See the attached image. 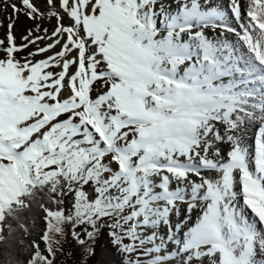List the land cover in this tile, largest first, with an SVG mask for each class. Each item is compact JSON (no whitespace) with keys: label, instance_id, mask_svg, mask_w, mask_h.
<instances>
[{"label":"snow or ice","instance_id":"obj_1","mask_svg":"<svg viewBox=\"0 0 264 264\" xmlns=\"http://www.w3.org/2000/svg\"><path fill=\"white\" fill-rule=\"evenodd\" d=\"M22 3L33 18L37 9ZM60 7L72 21L52 33L67 34L60 52L21 63L11 23L0 49V244L15 240L10 219L27 234L23 213L39 202L50 255L64 222L92 225L91 239L97 221L110 217L120 252L156 253L146 264H164L169 244L180 264H264V0H249L246 21L240 0H229L238 28L213 0H60ZM218 29L237 42L210 39ZM97 83L104 90L93 97ZM249 124L259 125L251 156L240 135ZM68 194V215L41 202L62 205ZM180 204L187 214L173 222ZM32 247L26 264H52Z\"/></svg>","mask_w":264,"mask_h":264},{"label":"rangeland","instance_id":"obj_2","mask_svg":"<svg viewBox=\"0 0 264 264\" xmlns=\"http://www.w3.org/2000/svg\"><path fill=\"white\" fill-rule=\"evenodd\" d=\"M30 3H32L33 6L37 9V11L33 13V18H29L28 12H30L31 10L23 5L22 0H0V40L4 41L3 45H0V49L8 46L7 34L9 29L7 24L9 25L11 23L13 25L11 31L16 38V42L14 39L15 45L21 48V50L14 53V55L15 58L19 60L21 63H23L25 59L30 60L32 62L40 61L46 59L47 57L53 56L55 53L60 52L63 47V44L67 41V34H64L63 36L60 37H53L52 33L58 26V23L62 24L63 26H69L72 23V21L69 19L67 14L60 7V0H53L52 5L48 3V0H30ZM12 5H15L19 11L14 12ZM53 12L58 13L61 17H63V19L58 22L57 16L53 15L52 14ZM29 32H31V36H29ZM26 36L28 37V39L34 40L35 43L29 44L28 40L24 39V37ZM38 36L42 37V39L36 40V37ZM57 39H60V43H55ZM49 43L55 44V46L51 48L49 51L40 53L39 55H34V56L29 55V53H34L39 48L46 47ZM25 44H28V46L26 48L22 47ZM91 51L92 49L89 50V54ZM75 56H76V51L74 50L66 58L71 59ZM4 57H5V53L2 50H0V58H4ZM74 69H75V65L70 67L71 71H73ZM60 70H61L60 67H50L48 69H45V71H51L53 73H58ZM103 90L104 89L100 88L99 83H97L93 91V97H95L99 91H103ZM64 96H66L65 93H63L61 98H63ZM254 126H256V124H254ZM219 147H221V149L227 148L226 144L224 143L221 144V146ZM251 148L253 149L254 152V146H251ZM251 148L249 147V149ZM112 167L115 168V165H112ZM181 209L182 208H180V210ZM112 223H113L112 218L105 217L97 221L96 228L100 224H107L109 226ZM76 225L77 224H75L74 220L64 222L61 225L63 228V235L52 234L51 246L55 255L49 254V256H46L48 259L52 261V264H82L83 263L86 256L85 250L90 249V244L93 238L90 239L87 236V234H85V237L82 239L85 241V243L81 245L78 242V239L73 235V233L75 232L74 228ZM128 226L129 225H125L124 227L127 228ZM113 231H115V229L111 228V232ZM79 239L81 238L79 237ZM124 243L127 244L130 243V241L125 239ZM144 247H150V245L146 244ZM142 251L143 249H140L138 250L137 253L126 254V259L135 260L138 257L139 260L141 261V264H146L151 254L143 255L141 254ZM162 254L168 255L167 252H162Z\"/></svg>","mask_w":264,"mask_h":264},{"label":"trees","instance_id":"obj_3","mask_svg":"<svg viewBox=\"0 0 264 264\" xmlns=\"http://www.w3.org/2000/svg\"><path fill=\"white\" fill-rule=\"evenodd\" d=\"M84 191L89 193V199H94V193L91 185L84 187ZM73 195L68 194L64 197V203L62 205L53 204L46 197L41 201L45 206L51 210L63 209L65 214H71L73 212L72 203ZM45 213L39 207V202L34 203L31 210H26L23 213V223L27 228V234H25L24 229L17 226V222L14 220H9L8 222L16 228V232L13 234L15 240L9 239L6 244H0V264H26L27 260L33 255L37 250L32 247V242L38 245V250L44 256H49L48 247L41 237L44 235L46 230V221L44 219ZM98 232L93 238L90 249L85 256L82 264H124L126 259V253H122L119 249L112 243L113 236L110 235L111 228L107 224H100L98 227ZM93 227L90 224H77L74 231L79 235L81 239L85 237L87 232L92 231ZM5 234H7V229H5ZM23 243H20V242ZM11 245V246H9ZM10 254V255H9Z\"/></svg>","mask_w":264,"mask_h":264},{"label":"bare ground","instance_id":"obj_4","mask_svg":"<svg viewBox=\"0 0 264 264\" xmlns=\"http://www.w3.org/2000/svg\"><path fill=\"white\" fill-rule=\"evenodd\" d=\"M213 3L220 10H222L224 12V20H226V21L230 20V21H228L229 23H227V24L231 25L232 27L238 28V26L236 25L234 20H232V18H231L232 13L229 10V0H213ZM240 3H241V19L246 21L248 19L247 18V9H248L249 0H240ZM208 35H209V38L213 39V40L219 38L220 40H227L233 44H235L237 42V37L235 36V34H232V33L225 32L223 35H219V33H214L212 30H209ZM245 51H246V49H245ZM64 93L66 96L68 95L67 91H65ZM258 127H259L258 124H256V126H254V124H249L247 127H243L241 130V133H240L242 144L248 150V153L250 156L253 153V151H252L253 149L251 148V146H252V142L256 139V132H257ZM248 129H249V134L247 133ZM224 144H226L227 148L226 149L222 148L221 153L225 154V158H226V153L229 150L230 146H229L227 141H225ZM219 146H221V145H219ZM249 147L251 149H249ZM193 179H195V177H193ZM179 207L182 208L180 210L181 215H180V217H177V216H175V214H173L171 217L173 222H175L177 219L183 218V216L187 214V212H186L187 205L186 204H180ZM199 212H200L199 209L193 210V212L191 214V221H189V224H191L192 222L195 221ZM159 231H160L161 235H163L165 233V229L163 227H161L159 229ZM148 234H150V232H148ZM148 245H150V247L152 246L151 244H148ZM173 247L174 246L172 244H169L167 246V250L164 251V252L168 253V260H167L168 262L165 261L164 264H180V260L177 257H175L174 255H169V253L172 251ZM155 255H156V253H151V256L148 259L152 258Z\"/></svg>","mask_w":264,"mask_h":264}]
</instances>
